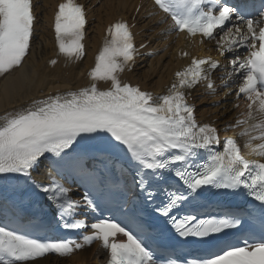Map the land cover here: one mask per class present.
Instances as JSON below:
<instances>
[{
  "label": "snow or ice",
  "instance_id": "obj_1",
  "mask_svg": "<svg viewBox=\"0 0 264 264\" xmlns=\"http://www.w3.org/2000/svg\"><path fill=\"white\" fill-rule=\"evenodd\" d=\"M154 6L163 13L155 23L170 18L167 31L199 33L209 40L235 15L236 23L225 33L230 38L221 37L225 43H217L221 55L238 47L248 49L243 60L237 56L229 61L233 67L227 75L242 77L237 95L249 102V120L259 121L251 125L244 146L264 157V8L258 17L246 18L224 0H154ZM33 7L31 0H0V75L19 67L30 50ZM86 24L83 5L74 0L58 5L54 32L59 53L76 59L84 55ZM137 55L131 26L123 20L113 22L88 72V86L32 101L0 121V176L16 174L36 195L46 196L64 229H91L82 235V242L41 240L0 224V264H34L47 253L63 256L94 241L109 254L105 264H264V236L246 238L241 245L224 239L244 227L245 211L213 206L205 198L212 189L245 190L259 202L264 227V162L246 159L233 138H225L222 150H214L220 144L217 129L199 124L194 106L187 102L188 90L200 82L207 81V88L213 89L210 77L219 61L193 57L175 73L166 94L154 95L120 78ZM97 81H110V87L101 90ZM257 140L260 143L253 144ZM82 141L92 143L82 146ZM45 159L56 175L71 178L85 190L79 199H72V190L52 172H47L48 183L32 179L31 170ZM117 168L132 172L131 187L139 189L138 200L129 201L130 189L118 187ZM160 195L164 198L156 203ZM122 203L131 204L127 212H121ZM147 205H154L151 214L163 219L182 243L204 245V255L157 260L141 216ZM78 208L98 216L90 224L68 222L66 217ZM104 212L113 214L103 216ZM116 212L123 219L118 220ZM120 234L126 239H118Z\"/></svg>",
  "mask_w": 264,
  "mask_h": 264
},
{
  "label": "bare ground",
  "instance_id": "obj_2",
  "mask_svg": "<svg viewBox=\"0 0 264 264\" xmlns=\"http://www.w3.org/2000/svg\"><path fill=\"white\" fill-rule=\"evenodd\" d=\"M60 1L62 0H33L36 32L30 50L19 67L0 76V121L10 113L27 108L32 101L46 98L49 93L54 96L57 89L62 91L61 94H65L88 86L91 82L88 72L94 66L93 53L97 50L105 26L118 17L129 19L139 1L140 9L132 19L136 30H144L138 44L149 40L148 47L154 50V55L140 59L132 71L120 74L121 80L125 78L133 84L158 93L171 86L173 75L194 55L223 56L224 60L214 75L217 84L222 80L227 82L220 83L214 91H203L202 88L192 91L197 105V118L214 125L220 138L235 136L245 153L264 161V157L258 156L252 148L244 146L252 124L245 120L239 121L247 116L249 102L243 94L238 96L235 91L240 86V75H227L232 72L233 67L229 61L237 56L243 60L248 52L244 51V47H238L224 56L221 55V48L217 43L219 41L220 45H223L225 40L230 38L226 37L225 33L232 29L233 25L221 31L214 39L197 46L196 42L187 39L183 33L167 31L166 21L155 23L161 14L147 15L152 9L146 8L145 0H79L89 10L86 54L84 58H75L70 63L71 58L59 53L51 31L52 17ZM160 29L163 31L158 34ZM221 37H225V40H221ZM53 60L54 64L51 63ZM251 121L253 120L248 122ZM225 126L230 127L222 130ZM253 134L257 135L258 132ZM255 143L260 141H254L253 144ZM104 254L103 249L92 244L63 256L43 257L35 260L34 264H94L100 262Z\"/></svg>",
  "mask_w": 264,
  "mask_h": 264
}]
</instances>
